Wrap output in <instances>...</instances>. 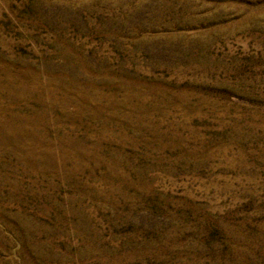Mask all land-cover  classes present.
Listing matches in <instances>:
<instances>
[{
  "label": "rangeland",
  "instance_id": "1",
  "mask_svg": "<svg viewBox=\"0 0 264 264\" xmlns=\"http://www.w3.org/2000/svg\"><path fill=\"white\" fill-rule=\"evenodd\" d=\"M0 264H264V0H0Z\"/></svg>",
  "mask_w": 264,
  "mask_h": 264
}]
</instances>
